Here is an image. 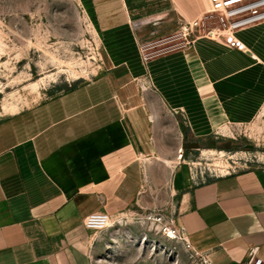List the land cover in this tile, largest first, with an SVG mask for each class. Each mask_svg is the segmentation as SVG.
Masks as SVG:
<instances>
[{
    "label": "crops",
    "instance_id": "crops-1",
    "mask_svg": "<svg viewBox=\"0 0 264 264\" xmlns=\"http://www.w3.org/2000/svg\"><path fill=\"white\" fill-rule=\"evenodd\" d=\"M80 1L109 64L0 116V264H90L86 214L125 213L143 191L144 163L173 161L177 141L246 122L264 105V21L236 30L234 45L195 35L141 55L138 27L168 10L164 0ZM172 167L190 246L213 264L264 259V165L198 179Z\"/></svg>",
    "mask_w": 264,
    "mask_h": 264
},
{
    "label": "rangeland",
    "instance_id": "rangeland-1",
    "mask_svg": "<svg viewBox=\"0 0 264 264\" xmlns=\"http://www.w3.org/2000/svg\"><path fill=\"white\" fill-rule=\"evenodd\" d=\"M161 7L168 10L138 27L141 55L183 46L209 23L208 0H164ZM163 20L168 28L144 36V28ZM106 52L80 0H0V116L92 78L108 66ZM177 143L173 161L157 156L144 163L138 200L109 214L105 228L91 229L90 264H200L176 222L184 190L173 183L172 165H185L196 179L264 165V105L246 122Z\"/></svg>",
    "mask_w": 264,
    "mask_h": 264
},
{
    "label": "built area",
    "instance_id": "built-area-1",
    "mask_svg": "<svg viewBox=\"0 0 264 264\" xmlns=\"http://www.w3.org/2000/svg\"><path fill=\"white\" fill-rule=\"evenodd\" d=\"M206 12L209 23L204 32L198 35L222 39L225 43L234 45L237 44L233 36L236 30L264 21V0H208ZM181 155L182 149H178L177 157ZM230 171L233 170H226L223 173ZM108 220L109 213L96 210L86 214L83 222L87 228L103 229L108 225ZM179 230L189 244L184 229L179 226ZM195 252L200 256V264H213L206 253L197 250ZM246 264H264V259L250 253Z\"/></svg>",
    "mask_w": 264,
    "mask_h": 264
},
{
    "label": "bare ground",
    "instance_id": "bare-ground-1",
    "mask_svg": "<svg viewBox=\"0 0 264 264\" xmlns=\"http://www.w3.org/2000/svg\"><path fill=\"white\" fill-rule=\"evenodd\" d=\"M110 220V219H109ZM109 220H108V223H109ZM170 230V229H169ZM172 234H173V232H172ZM171 236V235H170Z\"/></svg>",
    "mask_w": 264,
    "mask_h": 264
}]
</instances>
